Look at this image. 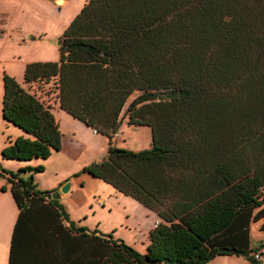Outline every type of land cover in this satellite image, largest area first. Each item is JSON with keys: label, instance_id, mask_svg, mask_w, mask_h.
I'll return each mask as SVG.
<instances>
[{"label": "trees", "instance_id": "trees-1", "mask_svg": "<svg viewBox=\"0 0 264 264\" xmlns=\"http://www.w3.org/2000/svg\"><path fill=\"white\" fill-rule=\"evenodd\" d=\"M58 40V58L25 62L21 84L2 74L1 117L23 132L0 150L22 162L0 166L17 207L7 264H258L248 232L258 219L264 229V0H84ZM49 81L56 107L107 137L81 171L158 216L143 252L75 225L55 188L35 185L43 164L29 161L61 141L33 86ZM123 117L150 129L148 146L112 142Z\"/></svg>", "mask_w": 264, "mask_h": 264}, {"label": "rangeland", "instance_id": "rangeland-1", "mask_svg": "<svg viewBox=\"0 0 264 264\" xmlns=\"http://www.w3.org/2000/svg\"><path fill=\"white\" fill-rule=\"evenodd\" d=\"M83 2L84 0H70L64 9H59L56 5L62 4L59 0H0V11L4 12L0 13L1 23L5 26L0 32V104L3 72L14 75L15 80L21 84L23 68L20 61L56 60L59 35ZM48 84L49 89L46 83H39L38 87L35 84L33 86L40 99L52 106V114L61 132V141L60 148L52 151L47 158L29 161L31 164H43V170L33 173L35 185L49 189L60 181H68L69 185H72L68 186L64 192L65 197L61 200L68 219L73 218L76 223L79 221L89 229L96 228L102 233H111L113 237L123 239L137 250L142 249L147 241V225L150 216L154 218V211L142 206L130 196L119 193L110 184L81 171L82 166L105 156L107 137L93 132L83 122L56 107L51 81ZM136 92H132L126 102ZM124 120V117L120 120L112 142L131 149L148 146L150 129L144 125H127ZM17 131L18 134L23 133L21 129L2 119L0 114V150L7 138L12 139L18 135ZM20 165L21 161L5 159L0 154V166L14 171ZM8 185L5 176L0 175V195L4 192L9 194ZM1 186L4 188L1 189ZM98 198L101 199L100 202ZM2 215L0 225L4 227L6 219L4 213ZM259 222L260 219L256 224ZM256 224L250 227L249 232L251 251L260 248L261 231L257 230ZM256 261L262 264L264 253ZM5 263L6 249L0 244V264ZM205 264L255 263L245 255L231 254L226 257L214 255Z\"/></svg>", "mask_w": 264, "mask_h": 264}, {"label": "crops", "instance_id": "crops-1", "mask_svg": "<svg viewBox=\"0 0 264 264\" xmlns=\"http://www.w3.org/2000/svg\"><path fill=\"white\" fill-rule=\"evenodd\" d=\"M62 4H56V5H58L59 6V9L61 8V9H64L69 3H70V0H59ZM75 10L76 9H74V12H75ZM0 13H4L3 12V10H1L0 11ZM1 20H2V16H1V14H0V32L1 31H3V29L5 28V26H4V24H2L1 23ZM31 60H35V59H31ZM26 61H28V60H22V61H20V63H21V68H23V66H24V63L26 62ZM23 64V65H22ZM23 70V69H22ZM14 78H15V76L14 75H12ZM60 110H62V109H60ZM63 111V110H62ZM65 112V111H64ZM66 113V112H65ZM68 114V113H67ZM69 115V114H68ZM72 117V116H71ZM74 118V117H73ZM76 119V118H75ZM80 121V120H79ZM84 124V123H83ZM85 125V124H84ZM86 126V125H85ZM86 127H88V128H90L89 126H86ZM93 132H95L92 128H90ZM95 133H97V132H95ZM16 134H18V131L16 132ZM62 182L63 181H60V182H58L57 183V185H51L52 187H49V188H55V192L57 193V199H58V201L61 203V204H63L62 202H61V200L65 197V195H64V192H61V191H59V187H60V185L62 184ZM71 185L72 184H70V185H68V186H70L71 187ZM9 186V185H8ZM39 188V187H38ZM66 192V191H65ZM119 192V191H118ZM119 193H121V192H119ZM122 194V193H121ZM3 195V196H2ZM2 195H0V204L2 205H0V208H2L1 210H0V215L1 216H3L2 214L4 213V215H5V217H4V219H6V223H5V225H4V227H2V225H0V244L2 245V246H4L5 247V249H6V263L5 264H7V253H8V247H9V242H10V234H11V230H12V225H13V222H14V220H15V217H16V214H17V207H16V205H15V203H14V200L12 199V196H11V194H10V191H9V194H7V193H5L4 192V194H2ZM124 195V194H123ZM128 196V195H127ZM98 201L100 202L101 201V199L100 198H98ZM142 205V204H141ZM143 206V205H142ZM145 207V206H144ZM64 208V207H63ZM148 209V208H147ZM154 218H153V216H150V221L148 222V225H147V233H148V230L154 225V223L158 220V216L155 214V212H154ZM146 216H148L147 214H146ZM149 217V216H148ZM151 218H153V219H151ZM72 219V221L74 222V224L75 225H82L79 221L76 223V220L75 219H73V218H71ZM70 219V220H71ZM260 222H261V219H260ZM260 222H259V224H256L257 223V220L256 221H251L250 223H249V232H250V227L252 226V225H257V230H260L261 231V233L259 234V236H260V239L259 240H261V242H263V245L262 246H264V229H261L260 227H259V225H260ZM150 223V224H149ZM87 229H89V228H87ZM92 229V228H91ZM101 232V231H100ZM248 232V233H249ZM146 233V234H147ZM113 236V235H112ZM147 242H148V239H147V241H146V244H147ZM146 244H145V246H146ZM145 246L142 248V249H138V251H140V252H143L144 251V249H145ZM227 255H231V254H223V256H227ZM206 263V262H205ZM204 263V264H205ZM97 264V263H96ZM123 264H135V263H123ZM262 264H264V262H262Z\"/></svg>", "mask_w": 264, "mask_h": 264}, {"label": "water", "instance_id": "water-1", "mask_svg": "<svg viewBox=\"0 0 264 264\" xmlns=\"http://www.w3.org/2000/svg\"><path fill=\"white\" fill-rule=\"evenodd\" d=\"M57 43H59V40H57ZM116 131H117V130H115V132H116ZM68 185H69V182H68V181L63 182V183L60 185V187H59V191H61V192H65V191L68 189ZM51 195H52L53 197H56L57 193H56V192H52ZM220 249L227 250L228 252H232V251H233V249H232V248H229V247H220ZM145 258H146V257H144V259H145Z\"/></svg>", "mask_w": 264, "mask_h": 264}, {"label": "built area", "instance_id": "built-area-1", "mask_svg": "<svg viewBox=\"0 0 264 264\" xmlns=\"http://www.w3.org/2000/svg\"><path fill=\"white\" fill-rule=\"evenodd\" d=\"M263 253H264V246H261L259 249L252 252V256H253V258L257 259Z\"/></svg>", "mask_w": 264, "mask_h": 264}]
</instances>
